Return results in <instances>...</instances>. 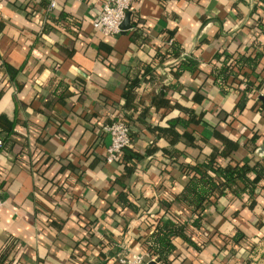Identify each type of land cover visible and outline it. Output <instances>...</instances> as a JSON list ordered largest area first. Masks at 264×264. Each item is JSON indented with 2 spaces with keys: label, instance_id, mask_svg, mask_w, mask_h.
Listing matches in <instances>:
<instances>
[{
  "label": "crops",
  "instance_id": "obj_1",
  "mask_svg": "<svg viewBox=\"0 0 264 264\" xmlns=\"http://www.w3.org/2000/svg\"><path fill=\"white\" fill-rule=\"evenodd\" d=\"M104 2L58 0L49 13L48 0H0V76L7 74V65L19 70L0 98V122L15 126L19 142L13 151L0 152V264H119L123 251L146 253L142 242L153 234L155 223L150 216L162 217L165 201L179 209L178 196L188 180L177 164L166 168L160 158L176 139L168 121L188 119L176 103L192 108L196 94L206 98L194 107L207 113L208 123L190 128L206 142L199 162L210 148L222 145L217 128L226 126L236 96L232 90L225 95L217 91L208 74L219 53L250 48L254 27L246 25L256 1L133 0L132 28L114 37L93 25ZM137 33L145 39L141 47L131 42ZM260 41L264 47V37ZM172 43L180 45V58L154 62V71L129 90L127 79L137 66L151 63ZM183 58L197 60L199 71L177 77ZM263 68L258 72L264 78ZM174 85L178 90L171 89ZM257 96L264 97V87ZM116 113L128 116L136 134L132 149L143 157L126 182L129 201L142 210L138 215L132 209L120 216L109 212L115 183L124 174L106 160L111 136L103 128ZM244 126L247 136L259 130L253 152L239 149L254 165L264 159V121L248 111L234 123ZM25 143L27 154L19 156ZM175 148L193 155L184 143ZM179 160L191 163L189 155ZM258 203L254 215L243 210L240 218L224 222L221 234L214 235L208 225L197 234L202 250L183 245L170 264H248L253 243L259 252L254 264H264V192ZM240 205L237 201L230 209ZM235 226L246 240L232 255L225 252L224 234ZM10 249V256L3 257Z\"/></svg>",
  "mask_w": 264,
  "mask_h": 264
},
{
  "label": "trees",
  "instance_id": "obj_2",
  "mask_svg": "<svg viewBox=\"0 0 264 264\" xmlns=\"http://www.w3.org/2000/svg\"><path fill=\"white\" fill-rule=\"evenodd\" d=\"M255 1V13L251 15L252 17L246 25L247 28L254 27V38L250 48L243 46L235 52L224 51L219 53L211 72L208 74L217 91L225 95L232 90L236 96L235 109L225 124L226 126L217 128L222 145L210 148V155H207L203 162H199L200 155L205 151L206 142L197 132H190V128L192 125L208 123L207 113H198L194 107L203 104L206 100L200 94H196L194 108L184 107L179 103L174 106L181 114L188 116L187 120L178 116L168 121L169 128L176 133V139L171 148L161 150V161L166 168L177 164L182 171L186 172L188 180L184 184L180 196H178L179 209H175L173 202L165 201L162 203L165 207L163 216L159 217L158 214L160 213L150 216V219L155 222L154 232L142 242V246L145 252L159 264H170L172 257L181 254L180 249L183 245L201 251L204 243L197 241V234L204 231L208 225L213 228L214 235L221 234V225L224 222L227 223L240 218L243 210H248L254 215L255 210L260 206L258 198L264 192V159L251 165L239 153L241 147L253 152L257 137H259V130H254L257 127L256 120L252 125L254 131L251 136H247L249 127H234L238 117L248 111L264 121V97L257 96V92L264 87L263 74L258 72L264 67V47L260 41L261 37H264V0ZM137 34L131 37V42L141 47L145 39L142 38L141 34ZM180 55V45L172 43L165 52L157 53L151 63L139 64L134 74L128 77L127 88L132 90L138 87L139 83L154 71L156 62L161 65L169 59L180 58ZM5 69L8 75L0 76V98L3 97L11 82L15 81L19 75V70L9 65L5 66ZM198 71L197 60L183 58L177 66L176 75L180 77L185 72L195 74ZM178 87V85H174L171 89L178 90ZM114 117V120H123L130 128L133 142L130 148L124 150L121 157L112 163V165L122 168L124 174L115 183L117 193L109 212L120 216L123 210L132 209L138 215L142 210L137 202L133 204L129 201V193H126L128 189L126 182L134 178L138 171V163L143 160V157L132 149L135 146L133 144L136 134L131 129L128 116L116 113ZM14 129L15 126L0 122V142L2 144L0 152L13 151L19 145ZM180 143H184L193 155L188 154L185 148L183 150L176 149L175 146ZM26 147V143L21 145L22 150L18 154L19 156L27 154ZM150 154L152 155V151L147 152V155ZM186 155H189L191 163H179L181 156ZM237 201L240 202L242 209H230ZM219 205L224 207L221 211L217 210ZM211 208L216 209L215 214L211 213ZM107 216H109L108 212ZM183 216L189 217L188 220H185ZM218 218L222 219L220 225L213 223L217 222ZM261 225L263 227V224H260V227ZM224 236L227 239L225 246L227 254H237L244 248L246 235L239 227L235 226L230 234H224ZM249 251L253 258L258 255L257 244L253 243V247ZM11 253L12 250L10 249L3 257H8ZM253 258H250L248 264L255 263ZM260 259L264 260V255Z\"/></svg>",
  "mask_w": 264,
  "mask_h": 264
},
{
  "label": "built area",
  "instance_id": "obj_3",
  "mask_svg": "<svg viewBox=\"0 0 264 264\" xmlns=\"http://www.w3.org/2000/svg\"><path fill=\"white\" fill-rule=\"evenodd\" d=\"M48 12L53 13L58 6V0H48ZM133 0H105L103 8L94 21V28L106 37L118 36L122 33V25L130 12ZM111 136V145L107 150V163L117 161L124 150L130 148L132 132L123 120H113L103 128ZM0 142V146H1ZM3 202L0 200V211ZM119 264H159L148 253L133 254L123 251L119 255Z\"/></svg>",
  "mask_w": 264,
  "mask_h": 264
},
{
  "label": "water",
  "instance_id": "obj_4",
  "mask_svg": "<svg viewBox=\"0 0 264 264\" xmlns=\"http://www.w3.org/2000/svg\"><path fill=\"white\" fill-rule=\"evenodd\" d=\"M131 16H132L131 13H128L126 15V18H125L123 25H122V33L121 34H124L125 32H127L128 30H130L132 28L131 27ZM152 264H155V263H152Z\"/></svg>",
  "mask_w": 264,
  "mask_h": 264
}]
</instances>
